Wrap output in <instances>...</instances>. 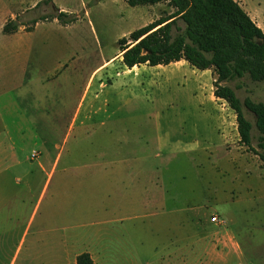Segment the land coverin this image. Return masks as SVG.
Wrapping results in <instances>:
<instances>
[{
  "label": "rangeland",
  "instance_id": "1",
  "mask_svg": "<svg viewBox=\"0 0 264 264\" xmlns=\"http://www.w3.org/2000/svg\"><path fill=\"white\" fill-rule=\"evenodd\" d=\"M172 12L0 0V264H264V169L215 74L121 63L118 41ZM225 84L264 102L261 83Z\"/></svg>",
  "mask_w": 264,
  "mask_h": 264
},
{
  "label": "trees",
  "instance_id": "2",
  "mask_svg": "<svg viewBox=\"0 0 264 264\" xmlns=\"http://www.w3.org/2000/svg\"><path fill=\"white\" fill-rule=\"evenodd\" d=\"M123 1L130 7L166 3L173 12L118 41L122 65L132 69L185 61L193 69L211 70L216 76L213 95L225 101L235 114L239 144L257 155L264 169V102H254L250 98L240 100L225 84L247 78L264 85V34L248 14L234 0ZM47 19L40 17L33 20L32 25ZM50 19H57L63 25L76 21L64 12ZM178 21L182 22V28ZM15 24L7 22L2 31L5 34L16 32L18 26ZM244 109L255 118L260 152L252 146V123L246 118ZM76 264L94 263L88 253H81L76 257Z\"/></svg>",
  "mask_w": 264,
  "mask_h": 264
},
{
  "label": "crops",
  "instance_id": "3",
  "mask_svg": "<svg viewBox=\"0 0 264 264\" xmlns=\"http://www.w3.org/2000/svg\"><path fill=\"white\" fill-rule=\"evenodd\" d=\"M234 1H236L240 5V7L251 18V21H253L264 34V0H234ZM157 5L160 4H156L155 6ZM155 186H157V184H155ZM88 254L91 256L93 263L96 264L92 254L91 253ZM74 264H76V259L74 261Z\"/></svg>",
  "mask_w": 264,
  "mask_h": 264
},
{
  "label": "built area",
  "instance_id": "4",
  "mask_svg": "<svg viewBox=\"0 0 264 264\" xmlns=\"http://www.w3.org/2000/svg\"><path fill=\"white\" fill-rule=\"evenodd\" d=\"M211 222H212V223L217 222V217H213V218L211 219Z\"/></svg>",
  "mask_w": 264,
  "mask_h": 264
}]
</instances>
